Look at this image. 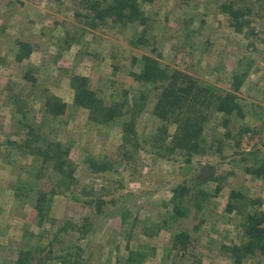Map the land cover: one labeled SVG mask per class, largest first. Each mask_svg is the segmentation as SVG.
Segmentation results:
<instances>
[{
  "label": "rangeland",
  "instance_id": "rangeland-1",
  "mask_svg": "<svg viewBox=\"0 0 264 264\" xmlns=\"http://www.w3.org/2000/svg\"><path fill=\"white\" fill-rule=\"evenodd\" d=\"M84 1L0 0V264H15L18 247L34 251L31 264L78 256L85 264H234L227 248L243 242L247 215L264 211V181L248 172L264 161V4L255 3L251 28L237 33L224 0H138L146 21L125 25L93 21ZM19 42L32 48L22 62ZM146 55L221 95L235 70L248 71L238 93L244 117L226 128L213 113L204 155L161 157L151 143L167 126L153 113L160 92L132 75ZM75 75L89 78L106 104H122L109 126L90 123L74 106ZM52 96L67 103L63 117H43ZM131 121L135 132L125 138ZM247 127L257 131L240 133ZM32 129L44 132L42 142L70 147L68 177L9 144ZM167 129L173 135L176 126ZM90 160L112 169L95 173ZM178 185L189 189L185 199L174 198ZM232 192L246 197L239 214L227 211ZM177 203L184 216L175 214ZM178 233L197 248L176 251ZM131 252L139 254L132 262ZM244 264H264V256L247 255Z\"/></svg>",
  "mask_w": 264,
  "mask_h": 264
},
{
  "label": "trees",
  "instance_id": "trees-1",
  "mask_svg": "<svg viewBox=\"0 0 264 264\" xmlns=\"http://www.w3.org/2000/svg\"><path fill=\"white\" fill-rule=\"evenodd\" d=\"M255 3L264 4V0H224L222 5L223 12L229 17L230 25L237 33H243L245 29L251 28L253 22L251 19L252 8ZM84 4L85 9H88L93 14V21L103 22L106 19H110L115 25H125L140 18L141 23L146 21V18L141 16L144 13L140 11L141 6L138 0H85ZM19 46L21 51L16 56V59L22 62L29 57L32 48L25 42H19ZM132 75L136 81L143 85L147 83L154 84L155 90L160 92L153 113L167 126L163 125L158 128L151 143H154L153 147L161 157H167L171 155L169 153L173 152L190 157L204 155L207 148L204 130L213 113H219L224 116L223 125L226 128L229 127L232 122L231 119L234 117H244L242 105L238 101V93L248 76V71L246 70H235L230 75L231 89L224 90V95L218 94V90L212 86L199 84V81L193 76L164 67L157 58L148 55L142 58V69ZM70 83L74 91L73 104L76 108H82L88 112V121L90 123L109 126L117 118L118 114H121L122 104H116V102L111 105L106 104L105 99L99 97L97 92L91 88L89 78L75 75L71 78ZM45 106L46 110L43 117L46 118L50 116L54 119L63 117L68 110L67 103L56 96L48 98ZM172 124L176 126V130L173 135H169V129L167 128ZM122 130L125 133V138L131 137L135 132L134 121L124 123ZM34 131L32 129L27 133L25 139L10 141L9 144L25 154L44 157L43 164L54 162L60 174L68 177V172L72 171V164L67 159L70 147L61 143L42 142L45 138L44 132L40 130V134H35ZM250 131L257 130L247 127L240 133H248ZM226 134L227 136L231 135L229 130ZM170 136L172 138L167 145L166 142ZM90 167L95 173H103L112 169V166L107 163L96 164L93 160H90ZM66 169H69L68 172ZM248 172L264 181V161L260 163L258 161V165L249 169ZM174 192L176 193L174 198L185 199L187 194L190 195L189 189L184 185H178ZM38 194L42 196L40 201H38L37 209L40 212L39 214L43 216L46 209L45 203H47L46 194L40 191ZM233 199L236 201H233ZM245 199L246 197L239 192H232L227 211L229 213L233 211H237L238 214L241 213V208L245 205L243 202ZM253 202L257 203L258 201ZM95 205L97 212L100 215L104 214V211H102L104 201L97 200ZM196 206L201 207L198 203ZM174 210H176L175 214L177 216H184L186 213L180 203L175 205ZM242 228L244 229V239L241 245H233L227 248V251L233 257L234 264H244L247 255L258 254L264 256V211L248 214L246 221L242 223ZM172 241L173 248L184 256L195 250L198 244L187 233L174 234ZM18 248V258L15 264H31L36 258L34 251L25 250L24 247ZM135 256L138 257L139 254L131 252L129 260L132 262ZM77 258V261H63V263L85 264L80 261L79 256Z\"/></svg>",
  "mask_w": 264,
  "mask_h": 264
}]
</instances>
